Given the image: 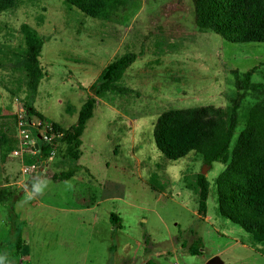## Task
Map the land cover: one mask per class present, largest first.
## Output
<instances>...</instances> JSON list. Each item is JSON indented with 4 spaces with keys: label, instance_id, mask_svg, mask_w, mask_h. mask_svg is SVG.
Returning <instances> with one entry per match:
<instances>
[{
    "label": "rangeland",
    "instance_id": "rangeland-1",
    "mask_svg": "<svg viewBox=\"0 0 264 264\" xmlns=\"http://www.w3.org/2000/svg\"><path fill=\"white\" fill-rule=\"evenodd\" d=\"M23 24L44 40L33 113L15 57L25 49ZM0 50L8 55L0 53V258H11L20 235L17 264H207L214 257L264 264V243L219 212L217 180L227 166L205 165L196 150L172 161L154 138L166 111L228 110L237 95L233 70L255 69L252 82L264 85V43H233L199 29L192 0H131L111 21L63 0H14L0 12ZM125 53L137 55L121 79L134 93L97 98L80 146L57 142L77 124L104 68ZM257 104L263 96L243 100L230 158ZM36 144L49 155L39 170ZM76 165L82 169L73 178L51 179ZM200 176L208 184L205 217ZM243 185L228 189L242 195ZM112 213L121 228L110 223Z\"/></svg>",
    "mask_w": 264,
    "mask_h": 264
},
{
    "label": "trees",
    "instance_id": "trees-1",
    "mask_svg": "<svg viewBox=\"0 0 264 264\" xmlns=\"http://www.w3.org/2000/svg\"><path fill=\"white\" fill-rule=\"evenodd\" d=\"M14 0H0V12L4 6ZM72 8L90 17L102 13L108 21L114 13L127 10L131 0H63ZM195 8V23L199 29L210 30L229 42L264 43V0H192ZM24 35L25 49L16 54L20 70L26 73L28 97L25 104L27 111L34 112L33 103L38 93L40 82L45 76L40 64L44 40L27 24L20 27ZM2 57L7 53L0 50ZM137 59L135 53L117 56L101 72L91 86L90 94L83 104L75 126L70 127L63 136V142L80 146L79 138L83 135L85 124L93 117L97 98L108 93L128 96L134 93L121 85L125 72ZM0 58V69L4 68ZM255 69L246 73L233 70L234 85L237 95L232 99V106L224 111L213 107H201L186 110L164 112L154 128L157 149L172 161L185 157L190 150H196L205 165L213 163L226 165L225 171L217 180L219 212L228 221L239 225L254 242L264 243V105L257 104L247 111L246 127L237 141V155L230 158V144L239 123V109L245 97H264V85L252 82ZM214 113L218 119L208 118ZM46 147V146H45ZM39 162L49 158L44 146L40 148ZM81 166H74L61 175H53V181H65L76 176ZM243 183L245 194L232 195L229 185ZM201 200L199 213L207 214L208 184L200 176ZM110 223L115 228L122 227V219L115 213L110 215ZM24 249L22 237L17 236L11 258H0V264H17ZM199 255L197 250H189Z\"/></svg>",
    "mask_w": 264,
    "mask_h": 264
},
{
    "label": "built area",
    "instance_id": "built-area-1",
    "mask_svg": "<svg viewBox=\"0 0 264 264\" xmlns=\"http://www.w3.org/2000/svg\"><path fill=\"white\" fill-rule=\"evenodd\" d=\"M25 137H26V139H28L29 138V135L28 134H25ZM63 136H60V138H58V141L57 142H59V140L62 138ZM53 139H55V137L54 138H48V136H44L43 138H42V140L44 141V143L46 142V141H49L50 143H53L55 140H53ZM40 147H38L37 149L35 148L34 149V155L36 156V157H39V155H40V149H39ZM20 155H22V152H17L16 154L14 153L13 154V156L14 157H18V156H20ZM37 160H38V158H37ZM39 162V161H38ZM40 164H38L37 165V168H38V170L41 168V162H39ZM25 171H27V169L25 170Z\"/></svg>",
    "mask_w": 264,
    "mask_h": 264
},
{
    "label": "water",
    "instance_id": "water-1",
    "mask_svg": "<svg viewBox=\"0 0 264 264\" xmlns=\"http://www.w3.org/2000/svg\"><path fill=\"white\" fill-rule=\"evenodd\" d=\"M35 148H38V144H36ZM206 173V170L203 171V174ZM207 264H223V261L219 257L212 258Z\"/></svg>",
    "mask_w": 264,
    "mask_h": 264
}]
</instances>
